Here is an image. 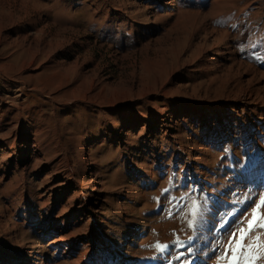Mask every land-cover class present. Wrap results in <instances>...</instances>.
Here are the masks:
<instances>
[{
	"label": "rangeland",
	"instance_id": "374dc122",
	"mask_svg": "<svg viewBox=\"0 0 264 264\" xmlns=\"http://www.w3.org/2000/svg\"><path fill=\"white\" fill-rule=\"evenodd\" d=\"M6 1L0 264H69L81 247L78 264L216 263L264 193V115L210 111L264 90V0H176L170 17L167 0ZM63 183L37 209L28 191ZM50 209L73 243L39 232Z\"/></svg>",
	"mask_w": 264,
	"mask_h": 264
},
{
	"label": "bare ground",
	"instance_id": "6f19581e",
	"mask_svg": "<svg viewBox=\"0 0 264 264\" xmlns=\"http://www.w3.org/2000/svg\"><path fill=\"white\" fill-rule=\"evenodd\" d=\"M16 1V0H15ZM7 1L6 0H3V2H0V3H6ZM9 3V2H8ZM1 5V4H0ZM2 7V6H1ZM4 7V6H3ZM6 7V6H5ZM176 0H167V8H168V12L165 13V15L169 16V15H173L175 10H176ZM170 17V16H169ZM207 17V16H206ZM204 20V19H203ZM212 32V31H211ZM213 33V32H212ZM220 33V32H218ZM207 34V33H206ZM35 59V58H34ZM34 64V60L30 63L29 66H32ZM28 66V67H29ZM253 75V74H252ZM259 76L261 77V79H264V73H261L259 74ZM258 76V77H259ZM253 77V76H252ZM250 80V79H249ZM253 82V80H252ZM168 94V93H167ZM171 94V93H170ZM236 96V95H235ZM244 97L246 99V103L243 105L242 103L239 102L238 99H232V100H226L225 101H222V102H215L214 106L210 109L211 112H219L221 108V106L219 104H226V103H229L231 105V108L232 109H236V107H242V111L244 114L245 112H249L250 113H253L254 115V120L253 121H256L255 119L257 117H260L261 115H264V109L262 108L264 106V90H257V89H250V90H246L245 93H244ZM256 102V103H255ZM244 103V102H243ZM213 105V104H212ZM242 105V106H240ZM203 107L205 108L204 104H203ZM195 109V108H194ZM193 109V110H194ZM192 110V109H191ZM235 111V110H234ZM183 113H186L187 114V111H183ZM164 115L162 114L161 117H163ZM4 117V116H3ZM207 117V116H206ZM209 117V116H208ZM197 118V116L194 117V119ZM2 120V118L0 119ZM205 121V120H204ZM212 121V119H211ZM246 124H249V123H246ZM215 128V124L214 126L212 125H209V129L210 128ZM263 127V126H262ZM262 127H261V124L260 126L257 128L258 129V132H262ZM160 128V127H159ZM158 128V129H159ZM263 133V132H262ZM264 136V135H263ZM203 144L207 143L208 138L205 136V134H203V137L201 138L200 140ZM255 143V141H254ZM262 144V143H261ZM11 145V144H10ZM13 146V145H12ZM34 147V146H33ZM256 147V146H255ZM259 147V146H258ZM241 148V147H240ZM13 149V148H12ZM37 149V148H36ZM196 149V148H195ZM201 149V148H199ZM253 149V148H252ZM82 154H81V159L82 160H85L86 158V153L84 152V150L82 149ZM258 151L261 152L262 154L264 153V146L262 148H258ZM31 152V151H30ZM36 152V151H35ZM2 153V152H1ZM46 153V151H45ZM22 155V154H21ZM42 155V154H41ZM45 155V154H44ZM5 156V155H4ZM8 156V155H6ZM18 156V155H17ZM3 157V156H2ZM9 157V156H8ZM25 160V159H24ZM2 162V161H1ZM0 162V163H1ZM16 162V161H15ZM13 162L12 159H9L5 165V168L4 169H0V173L2 174L3 177H8L9 176V173L11 171V168H12V165H14L16 167V163ZM260 162L262 163V169H264V158H260ZM3 168V167H2ZM69 168V167H68ZM15 170V169H14ZM72 170V169H71ZM21 172V171H20ZM59 172V171H58ZM15 173V172H14ZM25 173V172H24ZM60 173V172H59ZM23 174V173H22ZM21 175V174H19ZM18 175V176H19ZM24 175V174H23ZM10 178V177H9ZM24 178V177H23ZM72 178V177H71ZM3 179V178H2ZM25 180V179H24ZM29 180V179H28ZM48 181V180H47ZM44 183V182H43ZM262 183V181H261ZM257 185V184H256ZM45 186V185H44ZM259 186V185H258ZM64 188V183L63 184H57L56 187H52V185H47L45 188H43L42 190H29L28 193L30 194V196L32 198H37L39 199L40 202L39 205H38V208L37 209H41V207L44 208V206H48L49 207V201L52 200V197L55 196L58 192L60 193V191H62ZM30 189V188H29ZM57 190H59L57 192ZM258 190V189H257ZM20 193V192H19ZM18 194V193H17ZM262 194H264L262 192ZM34 201V200H33ZM35 203V202H34ZM1 205V204H0ZM3 207V206H2ZM40 207V208H39ZM252 208V207H251ZM71 209V208H70ZM75 210V209H74ZM50 219H51V224L49 226H46L44 227L45 225H42V226H38V228L40 229H43L41 231H39L40 233L42 232H47V231H53L54 233H57V234H60L59 236H57L55 239H53L51 241V244L54 245V247L58 248L59 247H62L64 246L65 242L68 240L70 241L71 243H73V241H75L76 239V235L72 232L69 233L68 230L71 229L72 227V224L70 223L69 221V218H61L63 217V215H60L59 214L57 215L55 210L53 209H50ZM264 211V210H262ZM40 212V211H39ZM16 213H17V210H16ZM59 213V212H58ZM48 214V213H47ZM248 217L250 218V211H249V214H248ZM61 218V219H60ZM43 221V220H42ZM54 226L56 228H54ZM72 230V229H71ZM7 233V232H6ZM65 233H68L67 235ZM66 236H65V235ZM64 235V236H63ZM80 239V238H79ZM83 245V244H82ZM83 248V251L80 252V258L83 259L84 257H86V255H88V250L85 248V247H81ZM80 248V249H81ZM58 252V251H57ZM79 258V257H78ZM80 259V260H81ZM79 259H75L71 262H69V264H78ZM83 261V260H81ZM216 264V263H214ZM256 264H264V257H262L260 260H258L256 262Z\"/></svg>",
	"mask_w": 264,
	"mask_h": 264
},
{
	"label": "snow or ice",
	"instance_id": "6c2138e0",
	"mask_svg": "<svg viewBox=\"0 0 264 264\" xmlns=\"http://www.w3.org/2000/svg\"><path fill=\"white\" fill-rule=\"evenodd\" d=\"M167 191V190H165ZM264 194L255 201L250 209V218L245 217L241 226L230 232L226 239L217 241L221 251L216 257V264H256L264 257ZM192 219L188 227L194 228L197 222L199 206L195 203L189 209ZM154 247L163 252L166 245L157 243Z\"/></svg>",
	"mask_w": 264,
	"mask_h": 264
}]
</instances>
